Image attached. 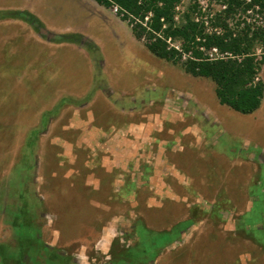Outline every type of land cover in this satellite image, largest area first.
Segmentation results:
<instances>
[{"label": "rangeland", "instance_id": "374dc122", "mask_svg": "<svg viewBox=\"0 0 264 264\" xmlns=\"http://www.w3.org/2000/svg\"><path fill=\"white\" fill-rule=\"evenodd\" d=\"M0 9L24 10L49 34L79 40L56 50L32 24L0 21V264H264V100L261 115L221 105L211 79L188 74L184 59L175 64L142 50L128 22L95 0H0ZM208 10L219 12L221 3ZM252 55L264 83L259 42ZM90 58L89 78L64 61L80 66ZM125 89L132 95L118 99ZM111 92L118 110L146 124L128 139L148 142V158L166 140L170 152L185 149L164 160L155 182L148 176L156 166L144 158L136 171L134 164L122 170L148 178H138L142 187L126 202L111 195L118 169L111 164L106 174L100 155L91 171L102 190L86 185L83 122L91 111L96 126L123 121L109 105ZM23 212L19 221L29 228L16 230ZM106 238L112 243L104 249Z\"/></svg>", "mask_w": 264, "mask_h": 264}, {"label": "trees", "instance_id": "16d2710c", "mask_svg": "<svg viewBox=\"0 0 264 264\" xmlns=\"http://www.w3.org/2000/svg\"><path fill=\"white\" fill-rule=\"evenodd\" d=\"M105 8H111L117 4L122 8L121 19L132 26L137 40H145V46L156 57L178 64L182 54L173 48H169L166 41L156 36L163 32L165 37H172L182 42L183 51L192 52L193 59L183 63L185 71L197 78L211 79L216 85V96L221 105L243 115L256 112L262 105L264 99V83L259 78L261 64L253 57L252 51L255 43L259 42L264 51V27L254 28L252 24L244 22V27L239 29L240 23L230 28L228 20L234 17L238 10L259 7L264 17V0H251L246 5L242 0H218L227 5V8L212 16L213 27L222 29V34L206 33L204 23L193 21L192 14L196 10L191 8L185 14L186 22L175 26V7L182 0H95ZM245 5V6H244ZM152 13L150 29L136 23V19L144 21L145 17ZM24 16H23V15ZM0 12V20L7 18L23 19L42 26L38 18L28 12ZM204 16V14H201ZM168 27L163 30L164 22ZM135 23V24H134ZM199 47L210 50L218 48L222 53L231 54L234 58L208 60L205 52ZM28 210V208H27ZM18 213V227L29 228L19 220L25 217ZM33 246V245H32Z\"/></svg>", "mask_w": 264, "mask_h": 264}, {"label": "crops", "instance_id": "0c3cea01", "mask_svg": "<svg viewBox=\"0 0 264 264\" xmlns=\"http://www.w3.org/2000/svg\"><path fill=\"white\" fill-rule=\"evenodd\" d=\"M6 11L19 12L21 14L26 12L24 10L21 11V10H17V9H14V10L0 9V12H6ZM34 17H36V16H34ZM19 20H23V19L7 18V19H2L0 21L1 22L2 21L3 22L11 21V22L16 23ZM23 21H25V20H23ZM25 22H27V21H25ZM27 23H29V22H27ZM29 24H31V22ZM35 24L36 23H32L33 28L36 31L40 32V29H43V27L41 25H38V27H36ZM130 31H131V35H132L133 40L137 41L135 35H133L134 34L133 30H130ZM39 36L41 37L40 39H42V37L43 38L46 37L49 40L48 42L50 43L51 46L57 47V48H55L56 50H59L62 48L66 49V48L61 47V46H79L78 45L79 44L78 38H73L72 36L57 35V34H56V36L53 34H49V36L41 34ZM139 47L142 48V50L147 49L146 46H143V47L139 46ZM97 48L99 50H102L101 46H97ZM79 51H85V50L80 49ZM147 51L150 52L148 49H147ZM78 53L80 54L79 55L80 57L81 56L87 57L83 54V52H78ZM64 61L69 63V68H71V70L75 69V67H79V73H82L81 75H84L85 74L84 70H86L87 71V73L85 74L86 78H89L88 72H89V67H90V65L88 67L86 65H88L90 63V61L95 62V60L93 58H92V60L90 58V60H87V62H85V63L82 61L80 63L81 65L78 66V64L75 65V63H73L71 60L66 59ZM57 67H59V66L57 65ZM60 67H61V65H60ZM55 68H56V66H55ZM148 71L153 72L152 69L148 70ZM77 77L80 78L79 75H77ZM135 79L136 78H134V79L132 78L129 82L131 84L133 82H134V84H137V83H135ZM147 80L148 79H146L144 85L146 84L147 86H149V85L152 86L154 84L153 79L152 80L149 79V81H147ZM125 91L126 92H124L122 96H119L118 99H125V98H127V96L132 95L130 91H128L126 89H125ZM112 94H114V93L111 92V94L108 96V98H109L108 101H109V105L114 106L112 103V99H114L116 101L117 98H114V95H112ZM129 99L130 98H128L127 100H129ZM114 104H115V106H114L115 109L118 110L119 108L117 109L116 103H114ZM125 104H126V102H125ZM262 104H263V102H262ZM131 106L133 108V105H131ZM123 109L125 110L124 112H123ZM123 109L118 110L119 111L118 114H120V117L123 118V121L119 124L112 123V124L108 125L105 123V125H107L106 127L102 126V125H97V126L95 125V117L93 115V112L91 111L90 113H92V114L89 113L90 119H88V121L86 120L85 122H83V123H85V136L82 140L81 146H85L87 148L89 154H90V158L86 163V167L89 170L88 171L89 174L87 175L86 185H88L89 189L92 190L93 194H99V192L102 190V185H103L102 179L100 177L96 176L93 171H91L96 167V166H94V164L96 162H98V160H97L98 156H96V155H100L99 157L102 158V162H101L102 167L105 168L104 171L106 174H108V175L113 174V170H115V169L112 168L111 164L112 165L114 164V167L116 166L118 169V175L112 176L113 181H111V184L113 186V189L109 190L110 192L112 190L111 195L114 197L117 196L119 200H121V201L123 200L124 202H126L129 199L126 197L134 196L135 194L138 193V189L140 187H142V183H139L138 178H141V177H143V179L147 178V176H145L146 174L138 175V173L135 172L136 168H137V164L140 163L139 161H141V158H144V161H146V162L148 161L149 164H151V165L153 164L154 166H156V168L158 167V165L160 164V161H161V164L163 165V167L161 169L155 168L156 170L153 168V173L148 176L150 179H152V181H150V182H155V180H157L158 177L160 176L159 172L160 171L163 172L166 170V166H164L165 165L164 162H166V161H164V160H167L169 158V155L177 157L178 154L185 152V149L184 148L182 150L173 149L170 152L169 148L167 147L168 145H170V141L166 140L165 142H162L160 144L161 147L163 148L161 151V154L159 153L155 158H151V156H149L150 158H148L147 157L148 154H146V152L144 150V148L147 149L146 143H148V142L142 141V143H139L140 141L132 140L131 138L128 139V135L130 132L136 133V131L138 129H141V127L146 128V124L143 123L141 125V123H140L139 125H137L136 123H133L129 119H131V117H134L137 113H135L133 110H130V113H127V110H128L127 107H124ZM262 109H263V105H261V107L254 113H259L258 115H261ZM100 110H102V109H100ZM106 111H111V110L106 109ZM112 113H114V112L112 111ZM215 113H216V111H215ZM126 115H129V118H126ZM77 125H79V124L77 123ZM199 143H201V141H199ZM207 143L209 144L210 142H207ZM175 146L176 147H182L183 145H181V146L175 145ZM196 146H197L196 144L194 145L191 143L189 147H196ZM199 147H200V144H199ZM192 151H195V150H192ZM98 152H104V154L101 155ZM209 152L216 153L215 151L213 152L211 150L206 152V153L209 154ZM152 159H154L156 161L152 162ZM131 164H134V167H135L134 170L135 171H132V169H129V170H131L129 172H134V176L129 177L126 175L127 172H123L122 170H124V171L127 170V168L130 167ZM161 172H160V174H161ZM175 172L178 173V171H175ZM177 175L180 176L179 173ZM180 178H181V176H180ZM147 180H148V178H147ZM163 185H165L164 182H163ZM123 197L126 199H123ZM131 198L132 197H130V199ZM151 206L148 205V207H151ZM103 243H104V246H102V247L105 249L106 245L108 243L109 244L112 243V239L106 238V240H104ZM99 247H100V245H99ZM35 248H36V246L33 247V249H35ZM49 249H51V248H49ZM34 260H32L31 263H29V264H37L36 261H34Z\"/></svg>", "mask_w": 264, "mask_h": 264}, {"label": "built area", "instance_id": "2783aa9c", "mask_svg": "<svg viewBox=\"0 0 264 264\" xmlns=\"http://www.w3.org/2000/svg\"><path fill=\"white\" fill-rule=\"evenodd\" d=\"M246 3V5L251 3V0H242ZM185 3V0H182L180 4H178L175 7V15H174V22H175V26H180V23H185V14L187 13V11L185 12V10H183L182 6ZM193 6L191 7V9L196 10L193 14H192V19L193 21L197 22V23H204V29L206 33L212 34V33H216V34H222V29L219 27H213L211 20H212V16L214 14H216L215 12H210L208 10L210 3H221V10L218 12H222L223 10H225L227 8V5L225 3H223L222 1H218V0H193ZM206 3V6H204V4ZM245 6V5H244ZM113 11L115 13V15H117L119 18H121V12L123 11L122 8L120 6H118L117 4H114L112 6ZM238 12V11H237ZM201 14H204V16H202ZM152 13H149L144 21H140L139 19H136V23H139L141 25H143L145 28H147L148 30L150 29V21L152 18ZM182 18V19H181ZM162 21L164 22V26H163V30L166 29L168 27V24L165 23L164 19H162ZM241 21H243V23L241 24ZM244 22H247L249 24H252V26L254 28L257 27H264V17L260 12V9L258 6L254 7V8H250L247 9L245 12L243 11V13H236V15L234 17H232L231 19L228 20V24H230V28L235 27L237 24H241V27H244ZM135 24V23H134ZM132 27V26H131ZM156 36L161 38L162 40L166 41V43L169 45V48H173L176 51L180 52L182 54V59L185 60V62L188 59H193V54L192 52H185L183 51V47L182 44L180 43V41L177 43L176 39L174 40L172 37H165V35L163 34V32H159L156 33ZM145 41V40H143ZM199 49L203 52H205L206 56L208 57V60H219V59H227V58H234L231 54L228 53H222L218 48L213 47L210 50H206L204 47H199Z\"/></svg>", "mask_w": 264, "mask_h": 264}, {"label": "water", "instance_id": "95a60500", "mask_svg": "<svg viewBox=\"0 0 264 264\" xmlns=\"http://www.w3.org/2000/svg\"><path fill=\"white\" fill-rule=\"evenodd\" d=\"M36 27H38V24H35ZM40 33L43 34V35H48L49 36V33L44 30V29H40Z\"/></svg>", "mask_w": 264, "mask_h": 264}, {"label": "flooded vegetation", "instance_id": "af4514ba", "mask_svg": "<svg viewBox=\"0 0 264 264\" xmlns=\"http://www.w3.org/2000/svg\"><path fill=\"white\" fill-rule=\"evenodd\" d=\"M111 259V258H110ZM37 263V262H36Z\"/></svg>", "mask_w": 264, "mask_h": 264}]
</instances>
